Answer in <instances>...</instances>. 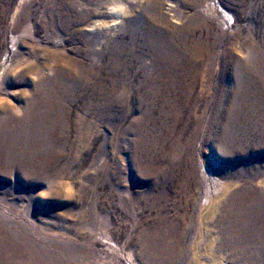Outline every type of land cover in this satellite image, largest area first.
I'll return each mask as SVG.
<instances>
[{
	"label": "rangeland",
	"instance_id": "obj_1",
	"mask_svg": "<svg viewBox=\"0 0 264 264\" xmlns=\"http://www.w3.org/2000/svg\"><path fill=\"white\" fill-rule=\"evenodd\" d=\"M183 3L0 0V264H264V0ZM189 13L190 96L153 113Z\"/></svg>",
	"mask_w": 264,
	"mask_h": 264
},
{
	"label": "bare ground",
	"instance_id": "obj_2",
	"mask_svg": "<svg viewBox=\"0 0 264 264\" xmlns=\"http://www.w3.org/2000/svg\"><path fill=\"white\" fill-rule=\"evenodd\" d=\"M240 1V0H239ZM243 1V0H242ZM248 1V0H247ZM214 2V1H213ZM199 0H184L183 5H192V6H196L198 5ZM247 3V2H246ZM212 4V3H211ZM216 4V3H215ZM211 6V5H210ZM184 7V6H183ZM201 7V6H200ZM209 7V6H208ZM207 7V8H208ZM214 7V5L212 6ZM197 9V8H196ZM203 9V8H202ZM205 9V8H204ZM211 9V8H210ZM110 10L113 11L116 15L117 18H120L121 16V12H123V8L120 5H116V4H112V6L110 7ZM199 10V9H198ZM207 10V9H206ZM205 10V11H206ZM200 11V10H199ZM215 11V10H214ZM216 12V11H215ZM254 12V11H253ZM256 12V11H255ZM188 13V12H187ZM209 13V12H208ZM190 14V13H189ZM207 14V13H205ZM184 15V14H183ZM201 15V14H200ZM218 15V14H217ZM215 15V16H217ZM186 16V15H185ZM205 16V15H204ZM211 16V15H210ZM251 17V16H250ZM186 18V17H185ZM211 18V17H210ZM214 15H213V19H214ZM207 19V18H206ZM188 23L183 27L184 31H187V33L190 35L189 37L185 38L183 37L182 40H180L181 42H177L178 43V47L179 50L176 49V43H171L170 45L168 44V47L165 48V57H166V61L164 63H167V66H165L166 68V79H164L163 81L165 82L162 86H160L159 81H150L144 91L142 92V97L144 98V100H146L148 103V105H154L155 109H152L150 106L147 110H151L153 113L158 112L163 113L166 115V108H168L171 104V101L173 100V98L175 97H179L181 96V98H188L190 96V91L193 87L192 84V74L194 71V67H191V65L188 63V59L186 56L189 52H194L197 53L199 52V48L197 47V43L193 42L191 40H193V35L195 32H200V40L203 39L204 37L202 36V29L206 30L207 33L209 31V27L208 24H206L205 21L201 20L198 16H196V14L194 13V15H189L188 16ZM216 20V19H215ZM187 21V20H186ZM217 21V20H216ZM251 21V20H250ZM263 22V21H262ZM164 23V22H163ZM186 23V22H185ZM211 23V22H210ZM259 23V22H258ZM264 23V22H263ZM211 25V24H210ZM165 26V25H164ZM259 26V25H258ZM162 27V26H161ZM213 27V26H212ZM251 27V26H250ZM179 28V27H178ZM256 28V27H255ZM163 29V28H162ZM172 29V28H171ZM177 29V28H176ZM212 29V28H211ZM259 29V28H258ZM158 30V29H157ZM164 30V29H163ZM182 30V31H183ZM249 30V28H248ZM254 30V29H253ZM264 30V29H263ZM172 31V30H171ZM252 31V30H251ZM167 32V31H166ZM179 32V31H178ZM223 32V30H222ZM243 32V31H242ZM245 32V31H244ZM248 32V31H247ZM246 32V33H247ZM256 32V31H255ZM227 33V32H226ZM178 34V33H177ZM213 34V32H212ZM211 34V35H212ZM220 34V33H219ZM173 35V34H172ZM183 35V34H181ZM199 35V33H198ZM216 35V34H215ZM224 35V34H223ZM242 35V34H241ZM240 35V36H241ZM251 35V34H250ZM207 36V35H206ZM220 36V35H219ZM218 36V37H219ZM226 36V35H225ZM245 36V35H244ZM247 36V35H246ZM175 37V36H174ZM193 37V38H192ZM212 37V36H211ZM222 37V36H221ZM229 37V36H228ZM243 37V36H241ZM170 38H173L172 36ZM198 38V37H197ZM238 38V37H237ZM253 38V37H252ZM251 38V39H252ZM259 38V37H258ZM178 39V37H177ZM222 39V38H221ZM254 39V38H253ZM174 40V39H173ZM172 40V41H173ZM205 40V39H204ZM235 40V39H234ZM256 40V39H255ZM191 41V42H190ZM210 41V40H209ZM214 40H212L213 42ZM249 41V42H248ZM247 42L250 44L249 46L252 48V50L254 49L253 45L250 43V39ZM254 41V40H252ZM257 41V40H256ZM264 41V40H263ZM176 42V41H175ZM220 42V41H219ZM235 42V41H234ZM169 43V42H168ZM200 43H204L201 42ZM254 43V42H253ZM174 45V47H173ZM200 45V44H199ZM208 45V44H207ZM229 45V44H228ZM235 45V44H234ZM248 45V44H247ZM260 45V44H259ZM169 46H172L169 47ZM159 47V46H158ZM162 47V46H161ZM233 47V46H232ZM243 47V46H242ZM249 47V48H250ZM213 48V47H212ZM235 48V47H233ZM210 49V48H209ZM224 49V48H223ZM246 49V48H244ZM248 49V48H247ZM256 49V48H255ZM258 49V48H257ZM264 49V48H263ZM159 50V49H158ZM162 50V49H161ZM228 50V49H227ZM262 50V49H261ZM163 51V50H162ZM246 51V50H245ZM248 51V50H247ZM164 52V51H163ZM250 52V51H249ZM161 53V52H160ZM216 53V52H215ZM228 53V52H227ZM253 53V52H252ZM260 54V53H259ZM202 55V54H201ZM205 55V54H204ZM261 55V54H260ZM190 56V55H189ZM210 56V55H209ZM211 57V56H210ZM257 57V56H256ZM165 59V58H164ZM191 59V58H189ZM190 61V60H189ZM257 61V60H256ZM264 61V60H263ZM196 62V61H195ZM201 62V61H200ZM210 61H208L209 63ZM262 62V61H261ZM193 63V62H192ZM210 64V63H209ZM255 64V63H254ZM195 65V64H194ZM203 66V65H202ZM212 66V65H211ZM210 66V67H211ZM262 67V66H261ZM213 68V67H212ZM156 69V68H155ZM159 69V68H158ZM162 69V68H161ZM213 70V69H212ZM258 70V69H257ZM264 70V69H263ZM158 71V70H157ZM197 71V70H196ZM210 71V70H209ZM254 72V71H253ZM227 73V72H226ZM233 73V72H232ZM159 74V73H158ZM203 74V73H202ZM156 75V74H155ZM159 77V76H158ZM157 77V78H158ZM212 77V76H211ZM156 78V77H155ZM164 78V77H163ZM198 78V77H197ZM149 79V78H148ZM154 79V78H153ZM160 79V78H159ZM162 80V79H161ZM201 80V79H199ZM255 80V79H254ZM149 81V80H148ZM207 81V80H206ZM233 81V80H232ZM162 82V81H161ZM198 82V81H197ZM262 82V81H261ZM200 83V82H198ZM258 83V82H257ZM145 84V83H144ZM192 84V85H191ZM210 84V83H209ZM258 85V84H257ZM180 86V87H178ZM256 87V86H255ZM261 87V86H260ZM264 88V87H263ZM166 90V91H165ZM262 90V89H261ZM209 91V90H208ZM260 93V92H259ZM208 95V93H207ZM203 96V95H202ZM230 96V95H229ZM263 96V95H262ZM142 98V99H143ZM207 98V97H204ZM226 98V97H225ZM229 98V97H228ZM196 99V98H195ZM222 99V98H221ZM264 100V99H263ZM224 101V100H223ZM144 102V101H143ZM180 102V101H179ZM186 103V102H185ZM199 103V102H198ZM263 103V102H262ZM174 104V103H173ZM184 104V103H183ZM222 104V103H221ZM141 106V105H140ZM144 106V105H143ZM142 106V107H143ZM173 108V106H172ZM259 108V107H258ZM186 109V108H185ZM195 109V108H193ZM229 109V108H228ZM226 109V110H228ZM232 110V109H231ZM144 111V110H142ZM146 111V110H145ZM173 111V110H171ZM195 111V110H194ZM184 112V111H183ZM219 112V111H218ZM227 112V111H226ZM179 113V112H178ZM191 113V112H190ZM189 113V114H190ZM177 114V113H176ZM188 114V115H189ZM240 114V113H239ZM196 115V114H195ZM217 115V114H216ZM258 115V114H257ZM153 116V115H152ZM176 116V115H175ZM227 116V115H226ZM256 116V115H255ZM150 117V116H149ZM197 117V116H196ZM200 117V116H199ZM254 117V116H253ZM250 118V122H251V127L250 128H246L247 130L253 132L256 131L261 134H264V117H255ZM145 118V117H144ZM167 118V117H166ZM187 118V117H186ZM185 118V119H186ZM152 119V118H151ZM156 119V118H155ZM160 119V118H159ZM174 119V118H173ZM238 119V118H237ZM153 120V119H152ZM171 120V118H170ZM225 120V119H224ZM145 121V120H143ZM149 121V120H148ZM185 121V120H184ZM190 121V120H189ZM199 121V120H198ZM146 122V121H145ZM168 122V121H167ZM222 122V121H221ZM148 123V122H147ZM176 123V122H175ZM185 123V122H183ZM196 123V122H195ZM242 123H244V121L242 120ZM225 125V123H223ZM141 125V124H140ZM143 125V124H142ZM154 125V124H153ZM152 125V126H153ZM157 125V124H156ZM155 125V126H156ZM216 125V124H215ZM222 125V124H221ZM223 125V126H224ZM158 126V125H157ZM160 126V125H159ZM180 127V126H179ZM193 127V126H192ZM162 128V127H161ZM217 128V127H216ZM225 128V127H224ZM143 129V128H141ZM195 129V128H194ZM140 130V129H138ZM225 130V129H224ZM143 131V130H142ZM158 131V130H157ZM193 131V130H192ZM216 131V130H215ZM141 132V131H140ZM152 132V131H151ZM150 132V134H151ZM197 132V130H196ZM158 133V132H157ZM198 133V132H197ZM250 133V132H249ZM153 134V133H152ZM217 134V133H216ZM223 134V133H222ZM253 134V133H252ZM251 134V135H252ZM164 135V134H163ZM189 135V134H188ZM194 135V134H193ZM198 135V134H197ZM149 136V135H147ZM154 136V135H153ZM196 136V135H195ZM142 137V136H141ZM225 137V136H224ZM140 138V137H139ZM189 138V137H188ZM219 138V136H218ZM221 138V137H220ZM230 138V137H228ZM138 139V138H137ZM223 139V138H222ZM224 141V140H223ZM147 143V142H146ZM194 143V142H193ZM216 143V142H215ZM230 143V142H229ZM233 143V142H231ZM145 144V143H144ZM188 144V143H187ZM191 144V143H189ZM222 144V143H221ZM220 144V145H221ZM227 144V143H226ZM138 145V144H137ZM146 145V144H145ZM179 145V144H178ZM217 145V144H216ZM219 145V144H218ZM180 146V145H179ZM187 146V145H186ZM227 146V145H226ZM231 146V145H230ZM233 146V145H232ZM191 147V146H190ZM215 147V146H214ZM140 148V147H139ZM216 148V147H215ZM187 149V148H186ZM221 149V147H220ZM229 149V148H228ZM180 151V149H179ZM181 153V152H179ZM229 153V152H228ZM185 154V153H184ZM231 154V153H230ZM193 159V158H192ZM189 160V157H188ZM185 163V162H184ZM180 164V163H178ZM189 165V164H188ZM193 165V163H192ZM203 165V164H202ZM201 165V167H202ZM187 166V165H186ZM204 167V166H203ZM185 168V166H184ZM189 168V167H188ZM205 168V167H204ZM192 169V168H191ZM194 169V168H193ZM186 170V169H185ZM190 170V169H189ZM188 171V170H187ZM191 171V170H190ZM202 171H204V169H202ZM230 174H234V171H229ZM204 173V172H203ZM210 174V173H209ZM225 187L223 186L221 189L223 190ZM233 220V219H232ZM254 223V222H253ZM264 223V222H263Z\"/></svg>",
	"mask_w": 264,
	"mask_h": 264
}]
</instances>
